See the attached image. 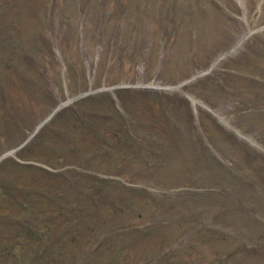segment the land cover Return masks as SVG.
<instances>
[{
  "label": "rangeland",
  "instance_id": "1",
  "mask_svg": "<svg viewBox=\"0 0 264 264\" xmlns=\"http://www.w3.org/2000/svg\"><path fill=\"white\" fill-rule=\"evenodd\" d=\"M22 2L16 0L14 3ZM48 3V0L24 1L21 11L25 21L20 26V38L16 41L18 52L19 48H24L27 55H31L30 28L35 23L43 25L47 22L45 8ZM114 4L113 0L105 2L109 11L114 10L103 13L96 9V4L88 2L87 14L94 23V46L99 45L98 36L104 38L107 34L109 50L121 49L131 54L132 59L125 60L121 67H111L109 64L102 70L91 50V53L89 51L83 56V74L71 80L77 79L81 85H86L81 89L83 91L94 88L98 79L106 77L107 72L113 82L159 87H146L150 91L142 93L150 95H139L133 99L138 108L130 119H135L139 125L138 133L133 134L134 150H112L104 156L98 153L92 165L106 164L114 169L115 163L125 159L127 162L123 163L121 170H115L130 177V184L152 191L173 190L175 197L179 198H168V202L157 207L136 193L127 194V199L134 203L129 211L124 206V214H113L109 212L108 204L103 203L101 218L96 217L95 211L93 213V202L84 200L79 203L86 213L82 222L86 226L96 222L103 227L111 215L109 222H119L121 226L128 217L134 218L133 223H153L159 221L156 217L162 216L168 219V223L159 225L157 235L153 234L147 240L126 237L132 239V254H140L143 249H156L158 242L163 244L162 239L170 238L169 241H173L172 238L176 236L179 238H174L171 246L191 241L196 246L194 255L202 246L205 253L215 256V264H263L262 255L258 258L242 255L239 260L236 256L242 253H238L242 247H246L238 241L244 231L251 230L250 236L254 233L250 240L246 238L247 247L255 245L257 241L264 242V184L259 182L260 177L264 176V0H120L116 7ZM12 9L16 8L4 11L0 21H5ZM54 11L60 12L56 3ZM117 12H122V16ZM63 16L52 18L51 28L56 33L71 29L74 25L72 12ZM66 21L69 26L60 29L58 25ZM158 21L161 22V34L156 41ZM83 46L89 47L85 43ZM212 63V79L196 80L208 73L203 74L202 71ZM21 66L17 64V67ZM1 68L0 75H6L9 68ZM190 78L178 89L164 88ZM13 79L17 91L12 90L11 93L15 100H19L17 123L22 126L7 125L3 128L5 133L0 140V152L14 148L24 133L32 132L58 103L82 92L71 93L64 83L54 85V91L58 94L55 104L51 106L52 100L46 96L45 88L38 91L30 82L20 80L16 73ZM154 93H158L159 97ZM201 132L210 144H214V147L208 145V153L201 145ZM16 152L9 158L22 159ZM70 155L66 154L68 157ZM25 157H29V154ZM19 175L11 162L6 163L5 169L0 172L1 179L11 178L13 181H19ZM22 175V179L27 178V172ZM186 185L194 196L183 201L184 195H180L179 191ZM228 190L241 195L238 202L242 203L241 207L224 202L229 201L220 194L230 197ZM153 209L155 216L148 217L147 214ZM139 212L147 217L136 218ZM258 218L260 222H257ZM54 220L57 228L68 219L65 215H57L52 222ZM208 221L217 227L213 237L209 232L204 233L207 226L202 224ZM222 230L229 234L225 240L217 236ZM107 231L108 228L103 233ZM196 231L203 233L195 238ZM101 233L95 236V244ZM257 236L260 240H255ZM31 243L25 247L26 252L16 249L23 257L22 263L43 264L41 260L33 261L43 245ZM107 249L105 253H112ZM5 259L2 264H16L15 259L8 255ZM200 263L201 260L197 262Z\"/></svg>",
  "mask_w": 264,
  "mask_h": 264
},
{
  "label": "trees",
  "instance_id": "2",
  "mask_svg": "<svg viewBox=\"0 0 264 264\" xmlns=\"http://www.w3.org/2000/svg\"><path fill=\"white\" fill-rule=\"evenodd\" d=\"M15 1H13V3H12L9 0H0V9H3V7H5V6L10 4L11 6L16 8V11H19L21 9V6H23V3H24L25 0H23L22 4L14 3ZM81 1L82 0H74V3L70 4V2L68 0H48L49 3L47 5V7H46V10L49 11L50 16H52L53 15V4L56 3L58 5V7L60 8V13L62 15L66 16L67 12H72V13L80 16V14L82 12ZM91 1H90V3H91ZM83 23L85 25V28H90L91 27V24H89L87 21L83 20ZM5 27H2V29L0 30V36H1L2 30H3V32L6 31V34L4 32V37H3V39H5L6 41L3 40V39H0V42L4 43L3 46H0V62H2V60L4 58L3 57L4 56L3 55L4 52L5 53H7V52L14 53L15 54L14 57L18 56V53H16L17 50L16 49H12L13 43L9 42V40L11 39V32L13 30H16L17 26L6 27V30H5ZM35 30H36V32H35ZM87 32H88V30H87ZM30 38H31L32 51H36V48H39L41 43H43V40H42L43 39V32H41V26H34L33 27V32H32V35H31ZM35 38H38L39 42L34 40ZM51 39H53V37ZM7 45H8V47H7ZM5 50H7V51H5ZM21 51H26V50L22 49ZM14 57L11 56V58H9V62H12V60L15 59ZM23 59H24V57L18 58L17 62H21ZM12 106H13V104H12ZM10 119H13V117L10 118ZM111 182H115V181H110V183ZM28 183H32L33 185L38 186L39 184H41V181H40L39 178H36L34 176L31 180L28 181ZM112 184L113 185H110V187L115 189L116 188L115 186H117V183H112ZM49 212L55 213L56 211L54 210V211H49ZM109 212L111 213L112 211H109ZM102 215L100 217H102ZM70 217L73 218V221L78 219V217H75L73 211L70 213ZM109 219H112L111 215L109 216ZM45 228L51 229V226H47V224H46ZM78 231L79 230H77V229L74 230L73 235L71 236V238L69 240H66V244H68V246H75L76 245V243H77L76 236H77ZM12 232H13V230H6V231L3 232V234H11ZM14 232H17L16 234H23L24 233V231L21 228L18 231L16 230ZM164 242L165 241H163V244H164ZM157 246L160 248V250H162L167 245L163 246L161 244V242H158ZM165 254H166V252H165ZM262 254H264V250L262 251ZM162 256H163V254H162ZM77 258H78L77 256L73 257V256L69 255L68 257H66V259H65L66 262L64 264H67V261L69 262L68 264H74L75 262L78 261ZM140 258L141 257L133 256L131 259L127 260L126 264H138L141 261ZM184 258L185 259H181V258L177 257L178 263L179 264H189L188 260L190 261V258H186V257H184ZM108 262H112V260L109 258V255L107 257L104 256V257L96 258L94 263L90 262L89 264H107ZM77 264H78V262H77ZM167 264H169V263H167ZM205 264H207V262Z\"/></svg>",
  "mask_w": 264,
  "mask_h": 264
}]
</instances>
